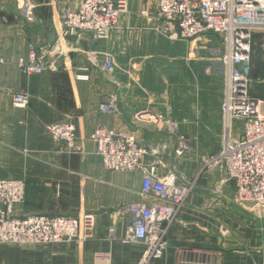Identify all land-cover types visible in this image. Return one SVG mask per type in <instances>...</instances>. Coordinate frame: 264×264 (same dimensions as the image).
<instances>
[{"label": "crops", "instance_id": "obj_1", "mask_svg": "<svg viewBox=\"0 0 264 264\" xmlns=\"http://www.w3.org/2000/svg\"><path fill=\"white\" fill-rule=\"evenodd\" d=\"M31 1L35 6L31 21L15 2L16 11L0 16V22H4L0 23V56L4 60L0 65V178L24 181V200L15 207V216L75 217L94 213L97 215L96 226L92 236L84 241L37 246L0 244V264H98L104 261L96 258L98 253L109 257L107 264H136L142 248L124 242L129 217L119 215L117 209L143 200L142 172L108 171L103 167L90 139L93 129L98 126L133 133L142 144L164 145L166 155L156 166L157 176L175 170L179 176L194 180L186 207L168 230V248L164 256L150 264H172L176 246L213 250L216 252L215 264H264V210L255 211L249 205L233 203L234 184L226 180L224 173L200 171V156L216 153L221 146L220 140L214 142L210 150L198 149L199 138L191 133L194 125L181 126L179 133L190 142L191 149L179 156L176 150L180 142L178 144L177 138L169 135L164 127L132 123V116L139 109L147 108L149 114L161 113L152 110L156 105H142L134 92L127 88L120 86L121 92L118 91L117 84L107 80L100 70L90 69L84 73L86 78L76 77L79 71L75 66L85 62L87 50L110 47L114 51L112 45L119 47L120 41L126 47V42L121 39L125 36L122 27L118 26L108 40L98 44L84 41L79 52L72 54L67 70L31 76L19 71L16 60L25 56L27 42L40 44L51 31L58 35L62 29L61 9L74 10L80 2ZM156 4L157 0H128L131 18L141 21L144 26L154 25L157 21ZM142 10L154 14L143 16ZM257 32L264 34V31ZM142 33L165 39L151 28H144ZM167 41L160 40L158 44L176 49L184 46V42L168 44ZM194 65L198 64L194 62ZM188 66L192 69L193 61ZM263 67L259 63L255 68L256 76L264 72ZM18 90H24L30 96L25 108H17L12 103V94ZM114 93L119 94L118 112H100L98 105ZM256 95L252 92V97ZM258 99L264 101V98ZM65 119L74 123L82 140L81 154L60 153L59 145L46 134L47 124ZM215 119V128H218L221 123L219 111ZM234 126L238 129L239 122L235 121ZM237 129L233 130L235 134ZM23 149L30 154L24 155ZM154 159L146 155L143 162L148 165ZM220 226L227 233L222 234ZM110 227L116 230L115 236L109 235Z\"/></svg>", "mask_w": 264, "mask_h": 264}, {"label": "built area", "instance_id": "obj_2", "mask_svg": "<svg viewBox=\"0 0 264 264\" xmlns=\"http://www.w3.org/2000/svg\"><path fill=\"white\" fill-rule=\"evenodd\" d=\"M127 2L80 0L74 10L62 8V29L54 41L46 47L28 41L26 57L18 58L17 67L27 76L67 70L72 54L79 52L84 41L98 44L110 38L120 15L126 11ZM34 7L31 0L20 1V8L26 12L33 11ZM156 12L162 32L173 40L207 34L221 37L227 65L221 104L225 134L216 153L200 156V171L224 173L226 180L234 184L233 203L263 211L264 101L250 95L248 76L251 38L256 31H264V0H157ZM96 61L94 55L86 57L83 64L75 66L79 71L76 77L86 78L84 73L89 69L113 71L110 58L106 57L102 63ZM11 98L15 107L25 108L29 94L18 90ZM98 110L117 113L115 98L100 103ZM235 121L239 122L238 129ZM45 131L59 145L60 153L83 152L82 140L71 120L47 124ZM90 139L106 170L142 172L143 200L117 209L119 215L129 217L123 240L141 246L142 253L136 264H150L162 258L168 248V230L186 207L194 180L179 176L175 170L157 176L156 166L166 153L164 145L142 144L133 133L102 126L93 129ZM187 151L186 142L181 140L176 153L180 156ZM146 155L155 157L151 164H144ZM24 190L23 179L0 178V244L37 246L84 241L92 236L97 217L94 213L75 217L15 216V207L24 200ZM115 231L112 227L108 229L110 236H115ZM219 231L227 233L221 226ZM96 258L104 260L98 264L109 262L103 253L96 254ZM215 260L216 252L210 249L187 246L173 249L172 264H215Z\"/></svg>", "mask_w": 264, "mask_h": 264}, {"label": "rangeland", "instance_id": "obj_3", "mask_svg": "<svg viewBox=\"0 0 264 264\" xmlns=\"http://www.w3.org/2000/svg\"><path fill=\"white\" fill-rule=\"evenodd\" d=\"M20 1L0 0V16H6L9 12L16 11L14 2L19 9ZM20 10H23L22 12L29 21L34 18L33 11L26 12L21 8ZM141 14L151 17L154 12L142 10ZM155 15L157 18V12ZM131 16L127 2L126 11L120 15L117 24L112 29V32L118 26L124 29L125 36H121V39L126 42V47L122 41H118L119 47L115 44L112 45L114 51L110 47L101 50H87L86 57L90 58L94 55L97 63H102L106 57L110 58L113 71L102 70L100 71L101 75H105L107 80L115 82L118 91L121 92L120 86L127 88L128 91L134 92L142 105L154 104L156 107L154 109L152 107V110L161 111L158 114H149L147 108L139 109L134 112V115L132 114V123L136 126H153L155 124L162 126L169 135L177 138L178 144L181 140L185 141L188 151L191 149L190 142H187L186 137L179 133V128L188 124L194 125L191 133L199 138L198 149L210 150L214 142L217 143L219 140L221 145L225 134L221 104L227 70V65L224 63V48L221 37L208 34L187 40H173L162 32L158 20L154 25L144 26L141 21L134 20ZM144 28H151L155 33L164 36L165 39L149 33H142ZM255 33L250 44L249 93L251 96L252 92L256 93L255 98L263 99L264 72L256 76L254 71L259 63L264 66V34L257 31ZM160 40H168V44L184 42V46L179 49L163 44L159 46ZM27 52L28 45L26 46V54ZM26 54L18 58H25ZM191 61H193L192 69L188 66ZM194 62L198 65L195 66ZM17 63L18 59L16 66ZM19 71L25 74L20 69ZM118 96L115 93L109 94L104 102H107L110 97L115 98L118 109ZM217 107L219 108L217 112H220L221 123L218 128H215L214 123L218 119H215ZM207 126H212V128H207ZM23 150L24 155L30 154V152ZM231 198L233 200V192Z\"/></svg>", "mask_w": 264, "mask_h": 264}, {"label": "water", "instance_id": "obj_4", "mask_svg": "<svg viewBox=\"0 0 264 264\" xmlns=\"http://www.w3.org/2000/svg\"><path fill=\"white\" fill-rule=\"evenodd\" d=\"M55 39V33L54 31H51L48 35L45 41H43L42 43L39 44V46L41 47H46L48 45H50Z\"/></svg>", "mask_w": 264, "mask_h": 264}]
</instances>
